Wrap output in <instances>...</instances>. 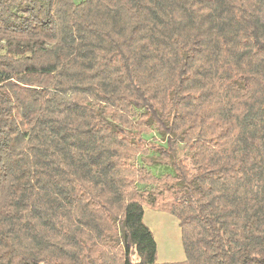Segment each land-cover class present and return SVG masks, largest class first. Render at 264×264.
<instances>
[{"label": "trees", "instance_id": "trees-1", "mask_svg": "<svg viewBox=\"0 0 264 264\" xmlns=\"http://www.w3.org/2000/svg\"><path fill=\"white\" fill-rule=\"evenodd\" d=\"M143 205L164 264H264V0H0V264H156Z\"/></svg>", "mask_w": 264, "mask_h": 264}, {"label": "rangeland", "instance_id": "rangeland-1", "mask_svg": "<svg viewBox=\"0 0 264 264\" xmlns=\"http://www.w3.org/2000/svg\"><path fill=\"white\" fill-rule=\"evenodd\" d=\"M144 138L150 149L154 145L164 144L163 138L155 132L146 135ZM191 155L192 152L187 148H184L183 144H180L175 154L170 157L169 160L159 157L154 150H150L148 155L143 158H137V163H144L154 176L161 177L166 174H171L172 162L175 159L182 160L183 165L186 168H190ZM146 178H150V176L146 175L144 181L142 182H148L150 185L147 187L139 185V188L163 191V198L166 199L164 203L165 205L168 198H170V195L165 191L169 190L173 179L171 177H163L162 179L157 180ZM143 206L144 210H146L143 215V222L151 230L156 242V264L177 263L184 261L185 252L181 241V228L179 226L178 219L171 213L158 211L159 209H152L148 205ZM106 240V246L104 245V247L99 250L97 249L92 253H99L97 256H101V259H104L103 257H105L106 254H112L114 259L118 260V251L111 247L113 241L108 239ZM133 260H136V256H133Z\"/></svg>", "mask_w": 264, "mask_h": 264}, {"label": "crops", "instance_id": "crops-1", "mask_svg": "<svg viewBox=\"0 0 264 264\" xmlns=\"http://www.w3.org/2000/svg\"><path fill=\"white\" fill-rule=\"evenodd\" d=\"M144 212H146V210H144Z\"/></svg>", "mask_w": 264, "mask_h": 264}]
</instances>
